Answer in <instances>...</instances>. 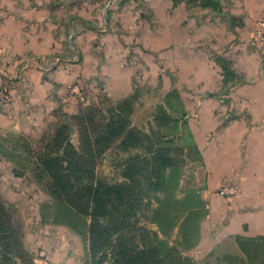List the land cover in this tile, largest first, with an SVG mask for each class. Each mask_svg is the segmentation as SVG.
Masks as SVG:
<instances>
[{
  "label": "rangeland",
  "instance_id": "374dc122",
  "mask_svg": "<svg viewBox=\"0 0 264 264\" xmlns=\"http://www.w3.org/2000/svg\"><path fill=\"white\" fill-rule=\"evenodd\" d=\"M216 1L218 9L209 0H103L100 23L106 26L104 20L111 12L123 9L124 14L119 11L115 15L123 32L135 39L131 44L124 37L131 44L123 54L124 65L119 57L112 65H104L100 73L96 58L103 51L95 47L99 43L93 42L92 47L86 37L81 50L73 40L77 34L72 35L68 40L73 48L67 43V50L58 57L60 66L69 64L72 69L62 90L73 97L66 108L61 99L54 98L53 85L43 102L36 100L37 79L43 80L37 72L28 76L19 71V83L0 84V109L6 114L0 117V136L5 138V154L14 158L12 161L0 154V196L22 222L24 245L36 263L112 264L116 257L121 260L123 254L154 246L161 253L174 246L194 259L189 252L200 238L197 229L206 209L204 203L197 210L186 205L196 204L198 199L203 202L198 192L205 178L188 125L190 112L208 93H215L224 103L225 90L241 82L235 69L225 75L231 81L222 79L220 63L228 59L230 65L226 52L232 42L243 47L238 48L240 52L252 49V53L264 56V44L252 38L256 22L264 18L261 0ZM134 24L138 26L134 28ZM108 34L112 45L117 37ZM109 53L117 57L121 51L112 49ZM253 64L254 72L257 63ZM33 67L48 76V70ZM240 67L251 71L250 62L243 57ZM124 79L131 85L125 97L107 94L105 87L119 94L118 83ZM125 98L130 99L132 110H125L122 129L101 145V153L82 178V184L100 189L103 205V214L98 217L104 233L91 236L70 208L54 198V185L36 168L35 159L17 158L16 152L28 156L17 143L36 147L44 134H50L63 117L69 119L79 105L102 102V112L108 118L109 109ZM197 126L196 121L191 122L193 130ZM71 140L77 144L76 130ZM156 182L158 186L153 184ZM84 219L89 222L90 217ZM182 233L187 242L181 240ZM217 259L219 262V255ZM222 262L218 264H226Z\"/></svg>",
  "mask_w": 264,
  "mask_h": 264
},
{
  "label": "crops",
  "instance_id": "0c3cea01",
  "mask_svg": "<svg viewBox=\"0 0 264 264\" xmlns=\"http://www.w3.org/2000/svg\"><path fill=\"white\" fill-rule=\"evenodd\" d=\"M102 2L0 0V84L19 83V71L28 76L37 72L43 80L37 79L39 97L36 100L43 102L47 98L45 92L53 85L54 98L61 99L66 108L73 102V97L63 94L62 90L66 74L72 69L69 64L60 66L58 57H62L68 44L70 49L73 48L68 39L75 34L73 40L81 50L86 37L92 47L93 42L99 43L95 47L103 51L96 58L100 73L104 65L108 62L112 65L119 57L124 65V51L131 47L135 38L132 34L126 35L118 22L116 15L119 11L118 14H124L123 9L111 12L108 20H104L108 26L100 23ZM261 2L264 12V0ZM137 26L134 24V28ZM104 27L108 29L107 33H104ZM108 33L117 37L112 45ZM124 37L130 39L131 44ZM236 42H232L226 55L241 82L225 90L224 103L222 98L201 97L188 121L202 158L205 178L198 193L207 209L200 221V238L194 251L189 253L196 261L207 264L221 261L226 264H264L263 248H258L262 254L256 252L253 257L245 254L236 241V236L250 240L260 238L264 245V56L252 53V49H244L242 54L238 48L243 47L237 46ZM112 49L121 51L120 55L109 56ZM242 57L245 62H250V72L240 67ZM253 61L257 63L254 72ZM50 63L51 68L46 69ZM34 65L48 70V76L40 75ZM217 77L220 83L221 77ZM118 84L119 94L105 87L107 94L113 98L125 97L131 90L129 79L120 80ZM4 115L0 109V117ZM192 121L198 124L196 130L191 127ZM222 188L231 192H221ZM216 252L220 253L219 262Z\"/></svg>",
  "mask_w": 264,
  "mask_h": 264
},
{
  "label": "trees",
  "instance_id": "16d2710c",
  "mask_svg": "<svg viewBox=\"0 0 264 264\" xmlns=\"http://www.w3.org/2000/svg\"><path fill=\"white\" fill-rule=\"evenodd\" d=\"M209 3L218 9L216 0H209ZM220 67L222 72L224 71L222 79L231 81V78L225 79V75L232 69L234 70L232 61L229 65V60L224 59V63H220ZM207 96L219 98L215 93H208ZM100 103L94 106L79 105L75 114L67 116L69 119L63 117L60 122L55 124L50 134H44L36 147H32L28 142L17 143L19 149L27 153V157H23L20 152L15 153L20 159L27 161L32 160L31 158L35 159L34 162L38 166L36 168L49 176L54 185L52 191L54 198L70 208L74 217L79 219L82 228L87 227V232L91 236H101L104 233L98 217L103 214V205L100 189L82 184V178L85 173L91 170L90 166L93 160L101 153V145L112 140L122 129L126 118L125 110H132L129 105L130 99L125 98L123 101L117 102L114 108L109 109L110 115L107 118L102 112ZM73 130L77 132V144L71 140ZM95 133L96 136L93 137ZM4 139L0 136V154L13 161L12 154H5ZM14 174L18 173L14 172ZM153 184L158 186L159 183ZM200 203L203 204L198 199L196 204L186 203V205L190 210H197L200 208ZM205 211L207 212V209ZM186 215L189 216L188 213ZM86 216L90 217L89 222L84 219ZM68 225L72 229H76L73 223L68 222ZM259 239L250 240L236 236L240 249L253 257L257 255L256 252L264 254V245ZM181 240L187 242L188 237L185 233L181 234ZM259 247L263 248L262 252L258 249ZM161 252L155 246L143 247L131 254H123L124 258L121 257V260L120 256L116 257L112 264H207L195 261L174 246H170L163 253ZM0 264H39L35 262L32 254L24 245L22 222L15 210L1 196Z\"/></svg>",
  "mask_w": 264,
  "mask_h": 264
},
{
  "label": "built area",
  "instance_id": "2783aa9c",
  "mask_svg": "<svg viewBox=\"0 0 264 264\" xmlns=\"http://www.w3.org/2000/svg\"><path fill=\"white\" fill-rule=\"evenodd\" d=\"M252 33H253L252 38L254 39V41H256L257 43L264 44V18H260L256 22ZM72 57H73L72 59L75 60L77 58V53H75ZM48 66H50L49 68H51V64L46 65L45 68L49 69L47 68ZM221 192L228 194L231 191H228L225 188H222Z\"/></svg>",
  "mask_w": 264,
  "mask_h": 264
}]
</instances>
